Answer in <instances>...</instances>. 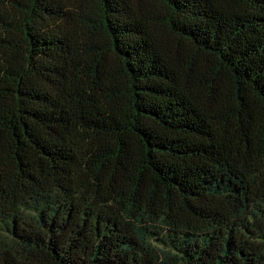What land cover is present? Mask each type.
<instances>
[{
	"label": "trees",
	"instance_id": "1",
	"mask_svg": "<svg viewBox=\"0 0 264 264\" xmlns=\"http://www.w3.org/2000/svg\"><path fill=\"white\" fill-rule=\"evenodd\" d=\"M0 264H264V0H0Z\"/></svg>",
	"mask_w": 264,
	"mask_h": 264
}]
</instances>
